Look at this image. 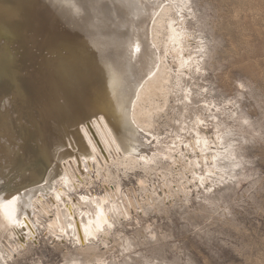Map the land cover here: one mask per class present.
<instances>
[{
  "label": "bare ground",
  "instance_id": "1",
  "mask_svg": "<svg viewBox=\"0 0 264 264\" xmlns=\"http://www.w3.org/2000/svg\"><path fill=\"white\" fill-rule=\"evenodd\" d=\"M46 1L0 2V39H6L3 44L0 40V185L10 183L14 172L29 170L17 180L15 187L21 188L16 196L0 192V264L37 246L38 231L57 238V244L62 240V246L80 249L81 255L93 254L99 238L105 246L114 225L137 209L133 196L119 201L116 190L95 198L93 182L85 184L81 175L86 166L95 177L108 180L112 166L157 161L151 156L159 133L154 122L166 114L168 100L160 107L155 101L169 99L175 86L172 68L165 64L168 50L181 55L178 73L190 81L170 120L184 133L171 143L168 172L179 170L175 176L181 182L188 178L195 191L205 194L234 179L230 164L237 151L231 136L238 132L233 123L220 120L213 108L221 102L208 97L209 87L200 89L201 81H194L203 70L190 53L191 38L197 37L183 16L186 0H165L164 5L163 0H51L57 3L55 18L66 21V37L55 34L53 28L63 31L57 23L50 26L53 7ZM24 27L39 34L38 41L29 38L37 42L29 55L21 54V40L11 38ZM58 42L62 47L51 48ZM144 104L156 109L147 110ZM227 113L235 117V107L229 106ZM61 184L74 192L87 186L91 196L78 203ZM151 191L158 197L156 188ZM163 197L168 200L170 194ZM72 264L82 263L74 259Z\"/></svg>",
  "mask_w": 264,
  "mask_h": 264
},
{
  "label": "rangeland",
  "instance_id": "2",
  "mask_svg": "<svg viewBox=\"0 0 264 264\" xmlns=\"http://www.w3.org/2000/svg\"><path fill=\"white\" fill-rule=\"evenodd\" d=\"M184 5L186 24L197 37L191 38L190 53L198 58L203 70L194 81H201L199 85L197 82L200 89L201 85L203 89L209 87L208 97L221 102L216 104L218 109L213 108L220 120L227 125L233 123L238 132L237 136H231L240 155L235 152L231 159L234 179L227 181L229 187L224 185L221 190L205 194L207 191H195L190 179L187 178V184L181 182L175 176L179 170L168 172L170 163L165 159L170 156L171 143L184 133L170 120L175 119L173 109L183 104L190 83L178 73L183 66L181 55L168 50L165 64L172 68L175 86L169 99L155 101L160 107L168 100L166 114L154 122L160 134L155 135V152L151 156L157 161L148 164L138 161L132 168L112 166L108 180L95 177L97 173L86 166L81 175L85 184L93 182L91 194L95 198L116 190L119 201L133 196L137 209L114 225L108 239L103 240L105 246L99 238L94 245L98 250L93 254L81 255L80 249L62 246V240L57 244V238L51 239L38 231L37 246L8 264H72L74 259L82 264H264V0H186ZM173 10L176 11L175 5ZM157 32L160 33V28ZM159 33L157 39L163 44ZM197 45L204 49L200 51ZM229 106L236 109L233 118L227 113ZM144 107L152 112L156 109L155 105ZM209 130L210 134L214 132L212 127ZM24 152L22 161L26 158ZM28 171L14 172V179L0 185V192L7 190L11 191L9 195L16 196L21 188L15 187L16 182ZM61 186L78 203L84 204L86 197L91 196L85 190L87 186L78 192L69 190L66 184ZM155 188L158 197L152 194ZM163 193L170 194L168 200Z\"/></svg>",
  "mask_w": 264,
  "mask_h": 264
},
{
  "label": "water",
  "instance_id": "3",
  "mask_svg": "<svg viewBox=\"0 0 264 264\" xmlns=\"http://www.w3.org/2000/svg\"><path fill=\"white\" fill-rule=\"evenodd\" d=\"M5 1H10V0H0V2L1 3H4ZM42 2H44V1H46V0H41ZM46 2H49V3H51L52 1L50 0H47ZM1 3H0V6H1ZM55 4H57V3H53L52 2V7H53V10L51 9V8H49L51 11H52V15H53V17H51V19L52 20H49V23H50V26H51V24H52V21H54L55 23H57L58 24V28L60 29V30H63L62 32H60L59 30L57 31L56 30V28H53L57 33H55V34H57V35H60V36H62V37H66L67 36V33H69V30L68 29H66L67 27L65 26V23H66V21L65 20H63L62 21V18L58 21V19H56L57 18V15H58V13H53L54 12V9H55ZM13 15H18V14H16V13H13ZM56 17V18H55ZM19 18V17H18ZM8 18H6V19H4L3 21H5V20H7ZM49 19V18H48ZM54 19V20H53ZM49 27V26H48ZM66 29V30H65ZM37 35H39V34H37V31H33V30H28V29H26V27H24L20 32L19 31H15L14 33H13V35H12V39H13V41L14 42H16L17 40H21L22 41V43H23V47L24 48H22L21 50H20V52H21V54H31V53H34L33 52V50H35V48H34V46L36 45L35 43H37V42H30L29 41V38H31L32 40H35V41H38L37 40ZM38 37H40L39 39L41 40L42 39V37H41V35L40 36H38ZM3 39V40H2ZM2 39H0L1 40V43L3 44V43H5L6 42V39L5 38H2ZM44 40H46V39H44ZM58 44L59 45H57L56 43H53V44H51V48H54V49H57V48H59V47H62V45L63 44H60V42H58ZM24 75H27V73H24ZM14 177V176H13Z\"/></svg>",
  "mask_w": 264,
  "mask_h": 264
}]
</instances>
